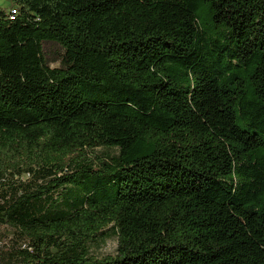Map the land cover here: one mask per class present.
I'll list each match as a JSON object with an SVG mask.
<instances>
[{
  "label": "trees",
  "instance_id": "obj_1",
  "mask_svg": "<svg viewBox=\"0 0 264 264\" xmlns=\"http://www.w3.org/2000/svg\"><path fill=\"white\" fill-rule=\"evenodd\" d=\"M11 2L0 264H264V0Z\"/></svg>",
  "mask_w": 264,
  "mask_h": 264
},
{
  "label": "rangeland",
  "instance_id": "obj_2",
  "mask_svg": "<svg viewBox=\"0 0 264 264\" xmlns=\"http://www.w3.org/2000/svg\"><path fill=\"white\" fill-rule=\"evenodd\" d=\"M11 7H12L11 0H0V9L7 12ZM198 14L201 21V26L204 28V30L210 34H214L215 29L212 24L211 14L207 10V8L202 6L199 9ZM46 53L48 58L52 61L61 56L62 50L57 45L49 44L46 45ZM58 66H59V62L52 64V67H58ZM107 152L108 150L99 149L95 151V154H97L99 157H103L104 154ZM115 152H116L115 150H112V153ZM27 178H28L27 175H23L22 177V179L24 180H26ZM12 237H13L12 229L5 226H0V240H7ZM117 245H118L117 237L114 234H111L107 238H98L97 241L91 243L90 245L91 254L97 258H103L108 255H115L117 251Z\"/></svg>",
  "mask_w": 264,
  "mask_h": 264
},
{
  "label": "built area",
  "instance_id": "obj_3",
  "mask_svg": "<svg viewBox=\"0 0 264 264\" xmlns=\"http://www.w3.org/2000/svg\"><path fill=\"white\" fill-rule=\"evenodd\" d=\"M7 14L8 18L13 21L19 15V9H15L14 6H12L9 11H7Z\"/></svg>",
  "mask_w": 264,
  "mask_h": 264
},
{
  "label": "bare ground",
  "instance_id": "obj_4",
  "mask_svg": "<svg viewBox=\"0 0 264 264\" xmlns=\"http://www.w3.org/2000/svg\"><path fill=\"white\" fill-rule=\"evenodd\" d=\"M16 9V8H15Z\"/></svg>",
  "mask_w": 264,
  "mask_h": 264
}]
</instances>
